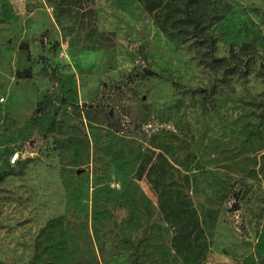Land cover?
Segmentation results:
<instances>
[{
	"label": "rangeland",
	"instance_id": "rangeland-1",
	"mask_svg": "<svg viewBox=\"0 0 264 264\" xmlns=\"http://www.w3.org/2000/svg\"><path fill=\"white\" fill-rule=\"evenodd\" d=\"M5 172L0 264H264V0H0Z\"/></svg>",
	"mask_w": 264,
	"mask_h": 264
},
{
	"label": "trees",
	"instance_id": "trees-1",
	"mask_svg": "<svg viewBox=\"0 0 264 264\" xmlns=\"http://www.w3.org/2000/svg\"><path fill=\"white\" fill-rule=\"evenodd\" d=\"M238 54H244V56L248 57L251 55V51L243 47L237 53H235L232 49L230 50L229 57L212 59V65L216 66L218 70L222 69V76L218 78L216 80V83H213L208 90H199V92L203 94L205 98H207L208 96L215 95L218 92L219 84L227 86L229 84L228 76L238 75L242 78H246V76L249 74L248 62L246 61L245 63H242L240 60L236 59L235 56H238ZM42 74L51 78L54 75V71L49 72L47 68H44ZM156 77H159V74L157 72L149 69H144L128 76V82H132L133 80H143ZM121 91L122 86L117 84L113 87L112 93L106 96V100L108 101L107 106H109V109L107 110L109 125L116 132L122 131L124 126H126V115L124 110L122 109L123 105L121 103V96L118 93ZM195 92L196 89H193L191 91V93ZM43 104V101L38 103V108L43 106ZM89 107H93V105H89L88 108ZM59 108H64V106H59ZM84 114L87 118H90L89 109H86V111H84ZM129 122L130 121H128V123ZM8 174V172L0 173V183ZM131 264H139V255L137 253H134L132 255Z\"/></svg>",
	"mask_w": 264,
	"mask_h": 264
},
{
	"label": "water",
	"instance_id": "water-1",
	"mask_svg": "<svg viewBox=\"0 0 264 264\" xmlns=\"http://www.w3.org/2000/svg\"><path fill=\"white\" fill-rule=\"evenodd\" d=\"M79 172V171H78Z\"/></svg>",
	"mask_w": 264,
	"mask_h": 264
}]
</instances>
